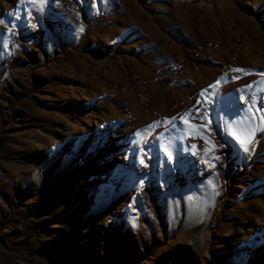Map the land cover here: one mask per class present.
Segmentation results:
<instances>
[{
  "label": "rangeland",
  "instance_id": "rangeland-1",
  "mask_svg": "<svg viewBox=\"0 0 264 264\" xmlns=\"http://www.w3.org/2000/svg\"><path fill=\"white\" fill-rule=\"evenodd\" d=\"M262 71L264 0H0V264H264Z\"/></svg>",
  "mask_w": 264,
  "mask_h": 264
},
{
  "label": "snow or ice",
  "instance_id": "snow-or-ice-1",
  "mask_svg": "<svg viewBox=\"0 0 264 264\" xmlns=\"http://www.w3.org/2000/svg\"><path fill=\"white\" fill-rule=\"evenodd\" d=\"M33 3H35V0H32ZM232 71L234 72H245V74H247L246 70L244 69H232ZM259 75L264 76V71L260 72ZM233 79H238V77H234ZM260 83L264 84V81H261ZM210 87H212L210 85ZM245 87H251V85H245ZM203 95V92L201 93ZM240 101L243 102L245 100L244 96H240ZM251 111V109H250ZM185 116H187V114H185ZM184 119V118H182ZM202 119L207 120V117L204 116L202 117ZM184 123L187 125L188 129H191L192 131L188 132V135H192L193 138H195L196 136H199L200 139L204 140V143L206 145H208V147H206L204 149L205 155L207 156L210 152H214L216 145L211 144V142L208 140V138L206 136L203 135V132L200 131V129H203L206 127L205 124H201L199 126L194 125V124H190L188 123L187 119H184ZM261 124H264V119H262L260 121ZM257 129L252 128L251 126H248L246 128H242V129H230L229 130V135H231L233 137V139H235V141L239 144L240 148L245 152L248 153L250 151V146L253 142V137L255 135V131ZM137 135L139 136L140 133H137ZM195 145H192V148L195 149ZM161 151L164 152L165 156H167L168 160L171 161L172 160V154L168 151V149L166 147H164L163 145H161ZM195 154V153H193ZM213 159H219L218 156H213ZM204 163H209L207 160L203 161ZM141 164H144V160L141 159L140 160ZM210 167H214V165L209 164ZM191 199V198H190Z\"/></svg>",
  "mask_w": 264,
  "mask_h": 264
}]
</instances>
